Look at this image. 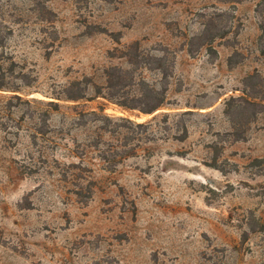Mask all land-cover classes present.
Instances as JSON below:
<instances>
[{
  "label": "rangeland",
  "instance_id": "1",
  "mask_svg": "<svg viewBox=\"0 0 264 264\" xmlns=\"http://www.w3.org/2000/svg\"><path fill=\"white\" fill-rule=\"evenodd\" d=\"M35 3L0 0V79L19 86L0 90V264H264V231L248 226L251 213L264 222V111L240 141L225 114L251 74L264 102V0H49L55 41ZM216 12L231 18L227 34L191 52ZM136 40L175 59L167 103L152 114L91 98L106 68L130 66L118 49ZM142 69L160 84L159 71ZM85 77L87 97L66 100L63 89ZM93 110L150 126L112 123L98 147L101 123L76 120ZM108 146L120 151L113 171L100 157ZM80 173L95 181L87 203L75 193Z\"/></svg>",
  "mask_w": 264,
  "mask_h": 264
},
{
  "label": "trees",
  "instance_id": "2",
  "mask_svg": "<svg viewBox=\"0 0 264 264\" xmlns=\"http://www.w3.org/2000/svg\"><path fill=\"white\" fill-rule=\"evenodd\" d=\"M48 1L49 0H36L34 11L42 22L52 27V39L55 41L59 38L57 29L54 27V23L57 20V13L48 6ZM223 1L241 2L242 0ZM230 22L231 18L229 15L226 16L224 12H216L214 15H210L205 21L203 28L192 36L190 40L191 52L198 51L205 45H208L211 48V45L216 38L225 37ZM88 28L89 34L107 32L106 29L101 28L99 25H89ZM120 35V32L114 34L117 41L119 40ZM4 43L5 38L0 31V45H4ZM118 50L120 56L126 58L130 66L125 68L119 65H113L106 68L104 71L106 83L104 85L94 84V95L91 98L101 96L116 103L122 108L132 110L137 109L145 114H152L163 108L167 103V92L171 77L174 73L175 65L174 56L169 59L170 50L167 47H160L155 49V53H145L141 49L140 41L138 40L132 42L124 49ZM237 55L238 53L235 52L229 57L230 67H234L237 64ZM142 68L159 71L161 74L160 84H152L146 77H144L142 75L144 69ZM20 78L21 81L26 80V82H28L27 75L21 76ZM260 82L261 77L258 74L248 75L243 79L244 94L233 96L226 102L225 114L234 120V130L227 134L231 136L234 141L244 140L246 138L245 126L249 125L260 112L264 111V102L256 101L258 95L261 93L259 87ZM92 83L93 81L90 77L72 81L63 89V94L65 95L66 100L79 101L86 98L89 86ZM0 90L18 91L19 86L16 83H13V85H11L10 82L6 83L4 74H2L0 79ZM16 97L19 96L16 95ZM49 103L55 106V108H59L58 102L50 101ZM192 112L193 111H184L182 115L185 116L192 114ZM76 120L80 126L85 127H88L87 124L89 123H101L99 130L102 131L98 133L95 143L98 147L104 142V134L112 132L110 129L111 124L115 123L110 116L103 113V110H93L88 112L78 111ZM120 120L124 123L123 125H120L119 122L116 121L117 123L115 124H117V126L132 131H134V129L147 130L150 126L149 122L136 123L130 119ZM44 121H46V119H44ZM187 136L188 132L185 129V133L177 138L184 140ZM99 152L101 159L108 164L109 169L112 171L122 162L118 158L120 151L113 146H108ZM72 167L80 168L81 165L74 163L72 164ZM75 176L77 178L75 183L77 186L75 188V193L79 195L82 202L87 203L94 192L95 181L85 177L83 173ZM85 178L86 182L84 183L82 180H85ZM248 226L250 232L264 231V222L257 218L253 213H251L249 218Z\"/></svg>",
  "mask_w": 264,
  "mask_h": 264
}]
</instances>
